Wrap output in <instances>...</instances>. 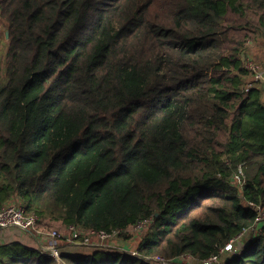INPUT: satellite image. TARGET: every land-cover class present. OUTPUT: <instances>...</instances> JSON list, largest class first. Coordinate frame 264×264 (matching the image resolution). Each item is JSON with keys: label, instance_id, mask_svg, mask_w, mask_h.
Returning <instances> with one entry per match:
<instances>
[{"label": "trees", "instance_id": "trees-1", "mask_svg": "<svg viewBox=\"0 0 264 264\" xmlns=\"http://www.w3.org/2000/svg\"><path fill=\"white\" fill-rule=\"evenodd\" d=\"M0 19V210L124 239L152 219L138 256L64 237L60 261L10 243L0 264H199L244 229L221 264H264V90L241 58L264 0H0Z\"/></svg>", "mask_w": 264, "mask_h": 264}, {"label": "built area", "instance_id": "built-area-1", "mask_svg": "<svg viewBox=\"0 0 264 264\" xmlns=\"http://www.w3.org/2000/svg\"><path fill=\"white\" fill-rule=\"evenodd\" d=\"M249 71H251L253 75L254 82L260 85L264 90V68L260 69L257 65L250 64ZM244 177L245 176L243 172V165L239 164L237 166L236 172L232 175V181L238 189H243L245 184ZM256 210L257 215L255 219V225H257L258 223H264V209H262L260 206H256ZM39 221L40 218L37 215L33 213L26 214L24 209L15 205H6L0 210V228L15 227L25 230L40 238H43L44 242L42 244L41 250L44 252H48L52 257H54L58 261H60L58 243L64 237L70 244H81L84 246L91 247H103L105 246V243L109 240L118 238L122 232L120 230H83L79 226L69 225L65 230V234L63 233V235L58 231L53 230L46 233L36 229L37 223ZM151 223V218L138 221L132 227L131 232L141 233L142 231L146 230L151 225ZM247 232L248 229H244L234 239L226 243L216 255H212L211 257L201 261L199 264H221L224 255L226 253L233 252L236 249L235 245L244 235H246ZM118 250L124 252V249ZM129 254L131 256L136 255L135 252ZM185 257L188 256H182L179 261H174L156 255L151 257L150 261L152 262V264H182L181 260Z\"/></svg>", "mask_w": 264, "mask_h": 264}, {"label": "rangeland", "instance_id": "rangeland-1", "mask_svg": "<svg viewBox=\"0 0 264 264\" xmlns=\"http://www.w3.org/2000/svg\"><path fill=\"white\" fill-rule=\"evenodd\" d=\"M6 29H5V25L4 22L0 19V79H3L4 77V66H5V53H6V49H7V37H6ZM242 62H243V66L246 68V70L249 72L250 76L247 80V84L245 85V88H250V87H261L260 85H258L257 83L254 82L253 79V75L251 73V71H249V65L253 64V65H257L260 69L264 68V40L261 38H256V40H248L245 42V45L243 47V51H242ZM262 88V87H261ZM12 205H15V202L10 203ZM53 231H58L59 233H61L63 235V233L65 234V230H60L59 228L53 227L52 228ZM51 230V231H52ZM145 231H142L141 233H132L131 230L128 231V235L130 236L129 239H124L122 237H118L112 240H109L108 242L105 243V246L103 247H92L93 248H111L114 250H118V249H124L123 251L125 253H133L135 252L136 255L138 256L136 247L139 243L138 240H140L142 238L143 235H145ZM1 232H4V237H12L14 240H18L20 239V236L23 235L25 236V234L27 233L24 230H20L18 228L15 227H8V228H2ZM248 234L244 235L239 242L235 245L237 249H241L242 247H244V245L246 244L247 240H248ZM139 237H141L139 239ZM5 240V239H3ZM2 241V240H1ZM61 244V242L59 241L58 246ZM70 244V243H69ZM71 246H74L72 244H70ZM91 247V246H90ZM77 250H80L79 247L76 248ZM91 249L86 248L84 251L85 252H89L91 251ZM82 250V249H81ZM59 251V250H58ZM182 264H197L196 261H194L193 259L189 258V257H185L184 259L181 260Z\"/></svg>", "mask_w": 264, "mask_h": 264}, {"label": "crops", "instance_id": "crops-1", "mask_svg": "<svg viewBox=\"0 0 264 264\" xmlns=\"http://www.w3.org/2000/svg\"><path fill=\"white\" fill-rule=\"evenodd\" d=\"M0 228V244H10V243H20L27 248L30 249H41L42 244L44 242L43 238L37 237L29 232L25 234V236L21 235L19 241L14 240L12 237H4V232H1ZM19 229V228H18ZM21 230V229H20ZM25 231V230H24ZM5 239V240H3ZM2 240V241H1Z\"/></svg>", "mask_w": 264, "mask_h": 264}, {"label": "water", "instance_id": "water-1", "mask_svg": "<svg viewBox=\"0 0 264 264\" xmlns=\"http://www.w3.org/2000/svg\"><path fill=\"white\" fill-rule=\"evenodd\" d=\"M6 37H8V33H6Z\"/></svg>", "mask_w": 264, "mask_h": 264}]
</instances>
